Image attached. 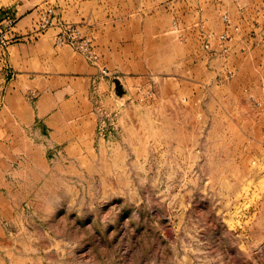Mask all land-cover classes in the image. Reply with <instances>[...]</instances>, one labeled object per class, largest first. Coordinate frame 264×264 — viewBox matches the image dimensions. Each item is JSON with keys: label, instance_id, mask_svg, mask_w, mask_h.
Returning a JSON list of instances; mask_svg holds the SVG:
<instances>
[{"label": "rangeland", "instance_id": "rangeland-1", "mask_svg": "<svg viewBox=\"0 0 264 264\" xmlns=\"http://www.w3.org/2000/svg\"><path fill=\"white\" fill-rule=\"evenodd\" d=\"M0 264H264V0H0Z\"/></svg>", "mask_w": 264, "mask_h": 264}, {"label": "water", "instance_id": "water-1", "mask_svg": "<svg viewBox=\"0 0 264 264\" xmlns=\"http://www.w3.org/2000/svg\"><path fill=\"white\" fill-rule=\"evenodd\" d=\"M116 92L118 95H121L125 92V89L123 88V84L119 79H116Z\"/></svg>", "mask_w": 264, "mask_h": 264}, {"label": "built area", "instance_id": "built-area-1", "mask_svg": "<svg viewBox=\"0 0 264 264\" xmlns=\"http://www.w3.org/2000/svg\"><path fill=\"white\" fill-rule=\"evenodd\" d=\"M12 22V21H11Z\"/></svg>", "mask_w": 264, "mask_h": 264}]
</instances>
